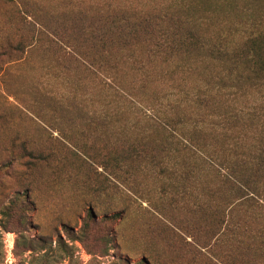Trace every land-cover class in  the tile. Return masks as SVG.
Instances as JSON below:
<instances>
[{
    "label": "rangeland",
    "instance_id": "rangeland-1",
    "mask_svg": "<svg viewBox=\"0 0 264 264\" xmlns=\"http://www.w3.org/2000/svg\"><path fill=\"white\" fill-rule=\"evenodd\" d=\"M110 1L170 0H0V264H251L238 257L259 226L254 215L264 219V194L230 210L246 191L194 158L167 162L154 112L141 113L136 91L122 93L134 71L125 63L114 80L102 66L92 14ZM208 187L220 194L209 197ZM207 203L247 221L214 250L204 248Z\"/></svg>",
    "mask_w": 264,
    "mask_h": 264
},
{
    "label": "trees",
    "instance_id": "trees-1",
    "mask_svg": "<svg viewBox=\"0 0 264 264\" xmlns=\"http://www.w3.org/2000/svg\"><path fill=\"white\" fill-rule=\"evenodd\" d=\"M239 1L170 0L141 7L110 1L92 14L102 28V66L109 79L125 63L134 71L122 93L136 91L141 113L154 112L155 126L165 131V139L154 143L169 147L163 150L167 162L175 167L194 158L224 186L246 191L226 206L230 210L247 196L264 194V0ZM258 7L262 15L255 17ZM231 12L241 19L238 27L225 21ZM144 158L153 159L148 153ZM211 188L209 197L220 194ZM223 206L206 204L211 231L204 248L214 250L247 227V221L230 222ZM253 222L259 226L248 238L255 245L245 244L238 257L251 264L247 245L264 259V219L254 215ZM59 242L71 255V247L61 237Z\"/></svg>",
    "mask_w": 264,
    "mask_h": 264
}]
</instances>
